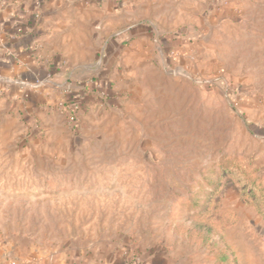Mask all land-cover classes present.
Instances as JSON below:
<instances>
[{"label":"rangeland","instance_id":"obj_1","mask_svg":"<svg viewBox=\"0 0 264 264\" xmlns=\"http://www.w3.org/2000/svg\"><path fill=\"white\" fill-rule=\"evenodd\" d=\"M54 2L64 47L94 52L66 94L127 40L94 101L0 93V247L264 264V0Z\"/></svg>","mask_w":264,"mask_h":264},{"label":"crops","instance_id":"obj_2","mask_svg":"<svg viewBox=\"0 0 264 264\" xmlns=\"http://www.w3.org/2000/svg\"><path fill=\"white\" fill-rule=\"evenodd\" d=\"M54 5V0H0V93L11 99L20 98L36 106L47 99L49 102L76 95V87L70 94L65 93L66 69L70 67L75 76L78 73L84 76L83 65L94 60L92 51L76 47L71 52L64 47L62 35L66 29L56 30L52 25L59 20L54 17L58 13ZM126 40L123 32L108 40L100 77L94 78L91 87L83 92L85 101H94L96 93L109 85L107 77L114 70L120 45ZM126 255L125 252L124 257L85 252L72 259L54 257L49 260L45 257L36 264H140L138 257L129 259ZM15 258L21 260L0 247V264H8Z\"/></svg>","mask_w":264,"mask_h":264},{"label":"built area","instance_id":"obj_3","mask_svg":"<svg viewBox=\"0 0 264 264\" xmlns=\"http://www.w3.org/2000/svg\"><path fill=\"white\" fill-rule=\"evenodd\" d=\"M35 16L38 17L39 14H35ZM99 92H100V94H104V91H99ZM77 97H78V99H84V95H83V93H82L81 95L77 94ZM65 103H66V102H65ZM68 107L71 108V109L73 110V109H75V108H78V104L75 103V102H73V103H68ZM8 264H27V263L22 262V261H20V260H18V259L15 258V259H11V260L9 261Z\"/></svg>","mask_w":264,"mask_h":264},{"label":"trees","instance_id":"obj_4","mask_svg":"<svg viewBox=\"0 0 264 264\" xmlns=\"http://www.w3.org/2000/svg\"><path fill=\"white\" fill-rule=\"evenodd\" d=\"M71 97H72V98H75V100H78L77 95H72ZM78 104H79V103H78Z\"/></svg>","mask_w":264,"mask_h":264}]
</instances>
